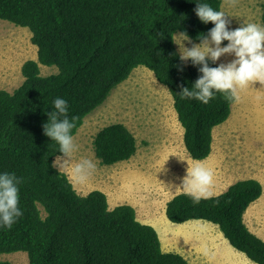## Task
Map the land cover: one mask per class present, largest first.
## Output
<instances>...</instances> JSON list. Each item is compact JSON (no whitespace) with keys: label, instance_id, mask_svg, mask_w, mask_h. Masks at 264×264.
<instances>
[{"label":"trees","instance_id":"obj_1","mask_svg":"<svg viewBox=\"0 0 264 264\" xmlns=\"http://www.w3.org/2000/svg\"><path fill=\"white\" fill-rule=\"evenodd\" d=\"M199 2L221 10L223 0ZM196 3L0 0V19L28 28L36 47V59L21 65V83L12 91L0 89V172L23 178L18 205L23 215L10 229L0 228V255L24 251L29 264H190L175 251H164L157 231L139 221L131 205L109 208L106 195L97 189L79 194L67 174L52 167L61 153L42 125L53 111V98H65L69 118H77L74 136L84 118L141 65L168 90L189 157L207 158L213 130L228 119L236 100L217 92L203 104L179 95L184 87L192 89L202 65L181 60L172 36L184 31L190 40L202 42L214 26L199 20ZM261 22L264 26V1ZM228 42L222 40L220 46ZM205 60L209 67L218 66L210 57ZM40 65L54 66L56 72L42 75ZM92 147L102 165L128 160L137 149L133 133L122 122L98 129ZM261 193V183L253 178L238 179L198 203L180 192L167 201L165 216L177 224L208 221L248 260L264 264V240L243 219Z\"/></svg>","mask_w":264,"mask_h":264},{"label":"rangeland","instance_id":"obj_2","mask_svg":"<svg viewBox=\"0 0 264 264\" xmlns=\"http://www.w3.org/2000/svg\"><path fill=\"white\" fill-rule=\"evenodd\" d=\"M263 1L223 0L220 11L225 13L224 18L228 29L235 30L247 23L262 25L261 3ZM30 35L28 28L0 19V89L12 91L17 87L22 81L20 72L22 63L27 59H36V47L30 42ZM175 38L179 39L176 35ZM201 43L192 40L175 42L180 55L181 45L184 48H191ZM209 45L212 46L210 40ZM234 59V53L229 52L223 53L215 62L218 66L227 65ZM40 71L42 75H48L56 72V67L40 65ZM238 91L239 100L233 103L229 118L213 130V151L203 160H191L189 166L191 168L195 163L201 162L212 169L210 193L223 191L229 183L243 176L240 172L233 173V167L254 165V160L258 161L255 156H264L258 151L259 149L264 151V82H249ZM112 122H122L131 132L137 133L139 138L146 139L148 144L159 146L165 141L163 132L175 133L181 128L168 90L155 79L149 69L139 65L133 69L127 79L112 90L102 105L84 118L82 126L73 136L78 147L69 158V167L84 157L97 164L92 147L93 136L98 129ZM225 169H231L230 174H227ZM98 170L99 166L94 171ZM95 175L90 177L92 182ZM161 185L160 179H153L150 184L152 194L156 196L157 189H160ZM73 186L79 192V185L73 184ZM81 186L83 194L91 189V184L86 183ZM174 191L175 189H169L166 194L169 195ZM256 204V207L253 204V207L251 206L248 210L247 223L251 229L254 228L264 236V209L261 211L262 214H257L260 211L259 206L263 205L260 202ZM109 208L112 207L109 206ZM149 216H147L148 219ZM191 221H198L201 224L179 225L176 231L168 232L163 235L164 237L161 236L162 240L170 243L162 244L164 251H176L190 264H255L243 253L234 249L224 239L219 229L220 236L226 242L225 246H231L234 251L230 250L237 256H233L225 248L218 249L220 244H210L208 237L214 238L217 231L206 228L205 224L210 226L214 224L204 220ZM0 260H7L14 264H29L24 251L1 254Z\"/></svg>","mask_w":264,"mask_h":264},{"label":"clouds","instance_id":"obj_3","mask_svg":"<svg viewBox=\"0 0 264 264\" xmlns=\"http://www.w3.org/2000/svg\"><path fill=\"white\" fill-rule=\"evenodd\" d=\"M196 16L203 23L213 22L201 44L184 48L181 45V60L191 59L192 63L202 67L199 76L190 90L182 88L179 93L181 99H195L207 104L215 93L225 94L228 100H239V89L244 88L252 81L264 82V26L257 23H247L235 30L226 28L225 13L214 9L207 2L197 0L194 9ZM177 38L172 36L174 42L189 41L187 32H180ZM209 40L211 45H209ZM227 40L226 46L220 47L221 41ZM234 53L235 59L227 65L209 67L205 57L215 61L223 53ZM51 105L53 111L47 113L48 120L43 123V133L57 143L58 156L52 161V167L67 171L69 182L75 185H84L89 181L96 168L93 160L84 157L69 167V158L77 150V144L72 135L76 117L68 116L69 104L65 98H53ZM212 169L203 163H195L187 169V174L182 181L184 193L191 197L194 203L202 198H208L211 193L209 186L212 184ZM23 182L14 172H0V228L10 229L16 220L23 215L19 205V185Z\"/></svg>","mask_w":264,"mask_h":264},{"label":"crops","instance_id":"obj_4","mask_svg":"<svg viewBox=\"0 0 264 264\" xmlns=\"http://www.w3.org/2000/svg\"><path fill=\"white\" fill-rule=\"evenodd\" d=\"M173 131L177 130L173 129ZM133 135L136 139L137 149L135 154L128 160L120 161L112 165H102L95 157L98 161L97 164L95 163L96 168L99 166V170L92 173V175L96 174L93 182L89 178L87 184H91V189L88 192L95 189L100 190L106 195L108 205L112 208L120 204L131 205L135 209L139 221L151 225L157 231L162 247V244H170L166 243V240H162V237H164L163 235L171 231H176L179 225L194 224L193 226H195L197 224H201L198 221L188 220L177 225V223L173 224L170 222L165 216L167 201L177 193L184 192L182 188V181L187 174V169L190 166L191 160H195L189 157L184 148L182 127L175 133L171 131L163 132V138H165V141L160 146L158 144H148V141L146 139L139 138L137 133H133ZM212 151L213 147L211 152ZM258 151L264 155V151H262V149H259ZM57 157H55V159ZM255 157L258 161L254 160V165L245 167L239 166L238 168L233 167V173L240 172L243 176L233 180L229 183V185L238 179L248 178L257 179L261 183V196L249 205L244 213L243 219L248 229L256 236L264 240L263 234L257 232L254 228L251 229L247 223L249 208L253 204V206L256 207L257 202H260L264 206V156ZM230 170L231 169H225L227 174H230ZM62 171L67 174L65 170ZM98 178H100V180H98ZM153 179H160L162 182L160 189H157L158 192L156 196L150 191V184ZM229 185H227L225 189ZM79 189L81 195L88 193L83 194L81 192L83 190L81 185H79ZM169 189H175V191L168 195L166 193ZM219 193L213 192L210 196L217 195ZM263 206H259L260 211L257 214L261 213L264 209ZM148 215H150L149 219L147 218ZM205 227L210 228L213 231H217L214 238L208 237L210 244H220L219 247H217L218 249H220V247L225 248L226 251L233 254V256H237L235 252H232L234 250L231 246H229L230 248L225 246V238L223 239L222 236H220L216 225L210 226L209 224H205ZM230 249H232V251Z\"/></svg>","mask_w":264,"mask_h":264},{"label":"bare ground","instance_id":"obj_5","mask_svg":"<svg viewBox=\"0 0 264 264\" xmlns=\"http://www.w3.org/2000/svg\"><path fill=\"white\" fill-rule=\"evenodd\" d=\"M169 187V186H168Z\"/></svg>","mask_w":264,"mask_h":264}]
</instances>
